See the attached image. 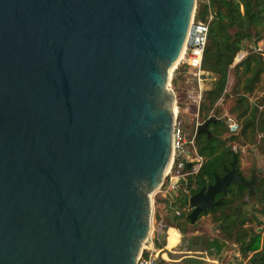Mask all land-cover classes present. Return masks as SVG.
Listing matches in <instances>:
<instances>
[{
    "label": "water",
    "instance_id": "water-1",
    "mask_svg": "<svg viewBox=\"0 0 264 264\" xmlns=\"http://www.w3.org/2000/svg\"><path fill=\"white\" fill-rule=\"evenodd\" d=\"M195 1L0 0V264H138ZM256 180L233 153L187 218Z\"/></svg>",
    "mask_w": 264,
    "mask_h": 264
},
{
    "label": "trees",
    "instance_id": "trees-1",
    "mask_svg": "<svg viewBox=\"0 0 264 264\" xmlns=\"http://www.w3.org/2000/svg\"><path fill=\"white\" fill-rule=\"evenodd\" d=\"M209 3L214 7V16L209 24L202 57L204 78L198 118L200 122H210L206 132L195 135V147L202 164L187 181L190 195L213 183L214 175H222L229 167L233 153L238 162L237 153L231 149L233 143L253 144L264 154V95L256 103L249 101V95L264 78V0H209ZM206 7L202 0H196V11H204ZM245 42L252 43L254 48L249 49ZM259 43L262 44L260 51L256 49ZM240 51L244 53L243 57L234 62ZM182 69L179 65L174 71L176 77L172 84ZM230 75L233 82L226 91ZM222 107L238 124V130L231 135L227 134L223 121L215 117L223 110ZM257 178L253 193L243 185L231 183L226 193H219L214 198L215 201L221 199V204L197 216V219L209 216L219 233L211 243L216 255L221 256L226 247L234 246V252L238 254L235 257L237 264H244V261L246 264H264V236L247 227L248 223L260 224L255 213L264 214V168ZM155 196L159 204L173 213L174 210L180 211L179 215L174 214L172 223L184 233L185 224L190 223L186 195L179 192L171 202L160 195ZM252 201L251 209L247 211L246 207ZM155 245L160 248L162 242L156 241ZM191 264L201 262L193 261Z\"/></svg>",
    "mask_w": 264,
    "mask_h": 264
},
{
    "label": "built area",
    "instance_id": "built-area-1",
    "mask_svg": "<svg viewBox=\"0 0 264 264\" xmlns=\"http://www.w3.org/2000/svg\"><path fill=\"white\" fill-rule=\"evenodd\" d=\"M202 3L207 5V18L204 21L197 20L196 7L194 8L186 43L178 64L190 69L192 79L196 82V87L193 88L195 94L191 95L188 93L186 95V98L196 107V119L193 123V128L187 131L185 121L179 116L178 108H175L171 161L161 186L155 192V195H160V197L167 199L168 202L176 198L179 192L184 193L186 196L190 195L186 188L187 181L198 172L202 164V158L198 155L195 147V135L199 127L198 105L204 78L201 69L202 57L208 37L209 24L214 16V7L209 3V0H202ZM261 45V43L258 44L256 48L258 51L261 50ZM243 55V52L238 53L234 58V62L239 61ZM226 127L229 133H235L238 130V124L229 116L226 119ZM174 214L179 215L180 211L174 210ZM232 247L235 248L234 246ZM158 255L154 238L150 235L142 247L141 254L138 257V264H157ZM237 255L235 253V256ZM213 261L217 264L216 260Z\"/></svg>",
    "mask_w": 264,
    "mask_h": 264
},
{
    "label": "rangeland",
    "instance_id": "rangeland-1",
    "mask_svg": "<svg viewBox=\"0 0 264 264\" xmlns=\"http://www.w3.org/2000/svg\"><path fill=\"white\" fill-rule=\"evenodd\" d=\"M195 7H196V1H195ZM196 18L199 21H204L205 18H207V10L199 11V12L197 11ZM245 43H246L245 44L246 47H248L249 49L252 50L254 48V45L252 43L249 42H245ZM177 67H179V65H177L173 70V72L171 73L170 88L175 93L176 108H178L179 115L185 121L186 128L190 129L193 128V123L195 122L196 119L195 118L196 107L193 105V103L190 100L186 98V95L188 93H190L191 95L195 94L193 88L196 87V82L192 79L191 70L182 67L183 69L181 71V74L179 75V77L177 76L176 82L172 84V79L176 77L174 71L177 70ZM232 82H233V77L230 75L228 80V85L226 87V91H229ZM263 95H264V78H262L261 81L257 84L253 93L249 95L250 103H256ZM218 105L221 106L220 102L218 103ZM228 116L233 118L231 115L227 114L225 108H223V110H221L219 113L215 114V117L223 121L225 127H226V119ZM201 123L203 122L199 121V125ZM227 134L231 135V133H229L228 131ZM231 149L232 151L237 153L239 169L245 178H249L251 173L253 172L255 173L256 176H259V173L264 168V154H261L258 151L260 150L259 148H256L255 145L250 143H245L244 145H241L239 143H233ZM189 196H186L187 200ZM156 199L157 196L153 194L151 229L149 236L150 235L153 236L154 242L164 241L165 237H167V233L171 234L172 232L171 229L176 230L178 233L182 235H189L197 232L212 238L219 237V233L216 231L215 225L211 222L209 216L207 215L201 216L199 219H196L193 223L185 224L186 231L184 233H181L180 231H178V229L174 227V224L172 223L174 213L171 210L165 208L163 205L159 204V202L156 201ZM252 204L253 201L252 203H249L247 205L246 207L247 211H250ZM254 215L257 218V220L260 222V224L254 222L248 223L247 227L249 229H254L255 232L260 233L262 236H264V214L255 213ZM188 244L189 243H187V245ZM155 248L158 251V253H160L162 250V247L158 248L156 245ZM227 248H226L227 252L221 254V256L217 259L218 261L216 260L217 264H237L235 258L236 256L234 252L235 248H233L232 246H228ZM176 257L177 256H174V258ZM163 263L181 264L180 261L178 263H171L166 259H164ZM244 263L246 264V261H244ZM201 264H216V263L214 261L211 262L210 260H203Z\"/></svg>",
    "mask_w": 264,
    "mask_h": 264
},
{
    "label": "flooded vegetation",
    "instance_id": "flooded-vegetation-1",
    "mask_svg": "<svg viewBox=\"0 0 264 264\" xmlns=\"http://www.w3.org/2000/svg\"><path fill=\"white\" fill-rule=\"evenodd\" d=\"M237 167H238L239 174L246 181H249L252 178V175H255V173L253 172V173H251L249 178H245L242 175V173L240 172L238 162H237ZM228 168H226V169H228ZM225 170H224L222 175H224ZM222 175H219V176H222ZM213 182H214V180H213ZM256 182H257V180H256ZM208 185H210V184H208ZM208 185H206V186H208ZM206 186H204V187H206ZM216 195H218V194H216ZM215 196H214V198H215ZM189 208H190V210H189V213H190L192 208L191 207H189ZM212 240H213L212 237L205 236V235H203L201 233H197V232L189 234V235H182L178 232L173 233L169 238L165 237V240L162 241V250H161L162 257H163V259H166L167 261H169L171 263H178L180 261L181 264H191L193 261H200L202 263L203 260L213 261V260L219 258L220 255H216L215 251L212 249V247H211ZM187 243H189V244L187 245ZM226 248L222 252V254L227 252L228 248L227 249ZM174 256H177V257L174 258Z\"/></svg>",
    "mask_w": 264,
    "mask_h": 264
},
{
    "label": "crops",
    "instance_id": "crops-1",
    "mask_svg": "<svg viewBox=\"0 0 264 264\" xmlns=\"http://www.w3.org/2000/svg\"><path fill=\"white\" fill-rule=\"evenodd\" d=\"M172 230V232H171V234H169V233H167V237L166 238H169L173 233H176L177 231L176 230H174V229H171ZM161 253V252H160ZM159 253V254H160ZM218 259V258H217ZM217 259H215V260H217ZM218 261V260H217ZM245 264V263H244Z\"/></svg>",
    "mask_w": 264,
    "mask_h": 264
}]
</instances>
